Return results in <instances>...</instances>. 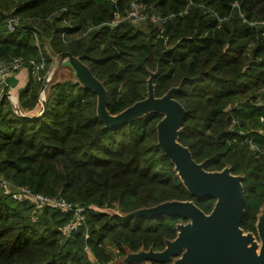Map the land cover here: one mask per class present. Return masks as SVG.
<instances>
[{
	"label": "trees",
	"instance_id": "obj_1",
	"mask_svg": "<svg viewBox=\"0 0 264 264\" xmlns=\"http://www.w3.org/2000/svg\"><path fill=\"white\" fill-rule=\"evenodd\" d=\"M133 1L145 12L173 16L163 25L153 18L136 24L126 19ZM9 16L20 17L14 32ZM258 21L264 0H0V61L43 55L50 67L48 40L56 55L72 53L104 83L111 114L146 98L152 76L158 97L178 87L174 96L186 109L180 142L206 170L230 166L243 176L241 227L257 233L264 155L245 140L256 136L264 115V106L253 102L264 86ZM42 86L29 73L18 94L20 112L7 96L0 100V175L85 205L89 237L85 228L66 237L61 227L70 215L50 207L34 221L31 203L0 188V264H91L86 244L104 263L112 261L111 247L161 251L186 218L128 214L172 200L213 210L216 199L193 196L158 144L162 113L108 127L92 89L73 80L49 83L44 110Z\"/></svg>",
	"mask_w": 264,
	"mask_h": 264
},
{
	"label": "water",
	"instance_id": "obj_2",
	"mask_svg": "<svg viewBox=\"0 0 264 264\" xmlns=\"http://www.w3.org/2000/svg\"><path fill=\"white\" fill-rule=\"evenodd\" d=\"M63 58H68L74 65L85 87L96 92L98 115L106 126L117 127L153 111L162 113L163 118L157 126L158 144L193 196L216 199L210 213L203 211L194 201L172 200L128 214V217L167 214L191 220V224L177 226L180 233L175 239L167 240L163 250L151 248L136 257L152 262L145 264H169V260L174 257L178 258L170 264H264V213L257 222L261 240L259 246L254 235H245L241 227L246 214L243 177L232 174L230 168L222 171L206 170L204 164L194 158L190 148L180 142L186 109L174 96L178 87L158 97L152 76L146 98L136 101L118 114H111L107 108L109 95L104 83L72 53H63ZM47 84L44 83L42 89ZM43 106L45 110V100Z\"/></svg>",
	"mask_w": 264,
	"mask_h": 264
},
{
	"label": "built area",
	"instance_id": "obj_3",
	"mask_svg": "<svg viewBox=\"0 0 264 264\" xmlns=\"http://www.w3.org/2000/svg\"><path fill=\"white\" fill-rule=\"evenodd\" d=\"M131 10L126 16V19L134 23L142 22L147 18H153L159 24L163 25L167 17L173 16V14L163 17L152 11L145 12L140 9L138 2L133 1L131 4ZM118 18V17H117ZM118 19L112 24H116ZM21 26L20 19L18 16H9L7 19V27L9 31L14 32ZM39 38L36 35V44L39 46ZM29 64V65H28ZM29 67L31 68L29 70ZM27 68L32 77L42 84L49 83L51 79L47 77V59L45 56L41 55L39 60L30 59L26 60L23 56H13L7 59L0 61V100L7 96L11 101L13 108L20 112L19 106V97L18 93L13 90L9 84V77L14 72ZM40 99L44 101L46 99L45 89L40 90ZM253 102L258 105L264 106V86H262L256 96L253 99ZM235 121V120H234ZM260 121L262 123V128L257 130V134L254 138H247L245 142L249 144L250 149L254 151L258 156L264 155V115L261 116ZM0 188L5 193H11L13 198L17 201H28L33 205L32 219L37 220V213L45 207L53 208L57 211H60L64 214H69V220L62 225L61 230L66 237L72 236L74 233L80 231V229L85 228V237H89L88 229L86 228L88 217H87V207L85 205L74 203L67 200L64 197L57 195H47L40 192L33 191L30 187L27 186H16L8 179L0 175ZM85 251L89 256L91 264H110L100 262L89 244L85 245Z\"/></svg>",
	"mask_w": 264,
	"mask_h": 264
},
{
	"label": "rangeland",
	"instance_id": "obj_4",
	"mask_svg": "<svg viewBox=\"0 0 264 264\" xmlns=\"http://www.w3.org/2000/svg\"><path fill=\"white\" fill-rule=\"evenodd\" d=\"M156 12V11H155ZM158 15L160 16H164V17H167L166 15H163L162 13L160 12H156ZM20 18V17H19ZM148 19H152V18H147L145 19L144 21H147ZM142 21L141 23L138 22L136 24H143ZM24 22V21H23ZM258 23H261V24H264V21H258ZM21 24V22H20ZM25 24H29L28 22H25ZM46 44H47V47H46V52L47 54L51 57L52 59V64L55 66V70H57L56 72V75L54 76V79H53V82L54 81H62V80H77V77H76V74H75V70L72 68V66L67 62V60H62V56L63 54H59V55H56L54 53V51L52 50L48 40H46ZM231 105V104H230ZM19 106H20V102H19ZM203 163V162H201ZM225 168H230V166H226L224 167L222 170H224ZM222 170H216V171H222ZM235 175V174H234ZM235 176H241V175H235ZM243 177V176H242ZM188 201H192V200H188ZM99 210H106V211H109L110 213H115L117 212L116 210H109V209H106V208H98ZM264 213V209L261 210L260 212V216ZM187 224H191V220L189 219H181L178 223H177V226H180V225H187ZM243 231H244V234L247 235V234H253L254 237H255V241L258 243V245L260 246L261 245V240L258 236V231L257 233L253 232V231H250L248 229H244L242 227ZM178 233H180V229L178 230ZM113 249V251L111 252L112 253V261H110L109 263L110 264H145V263H152L151 261L149 260H142L141 258H138L136 256L144 253V252H148L150 249L148 250H139V251H131L130 249L128 248H125V250H120L119 248H114V247H111ZM178 257H174L173 259L169 260V264L170 263H173ZM136 259V260H135Z\"/></svg>",
	"mask_w": 264,
	"mask_h": 264
},
{
	"label": "crops",
	"instance_id": "obj_5",
	"mask_svg": "<svg viewBox=\"0 0 264 264\" xmlns=\"http://www.w3.org/2000/svg\"><path fill=\"white\" fill-rule=\"evenodd\" d=\"M47 47V44L45 45V49ZM52 48V47H51ZM64 60H67V62L72 66V68L75 70V74H76V77H77V80H74V81H77L79 82L82 86L85 87L84 83L80 80V78L78 77V74H77V70L76 68L74 67V65L69 61V59H64ZM84 63V62H83ZM85 64V63H84ZM55 66L52 64H50V67H48V70H47V77H49L51 79V81L49 83H52L53 82V79H54V76L56 75V71L55 70ZM28 81H29V71L27 68H23V69H20L16 72H14L12 75H10L9 77V84L11 86V88L13 90H15L18 94L20 93V91H22L26 85L28 84ZM54 82H57V81H54ZM49 83L47 84V86L45 87V95H47V87L49 85ZM42 106H43V101L41 102ZM44 107V106H43Z\"/></svg>",
	"mask_w": 264,
	"mask_h": 264
}]
</instances>
